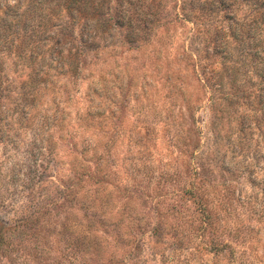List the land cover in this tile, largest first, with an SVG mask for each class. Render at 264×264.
<instances>
[{
    "label": "rangeland",
    "instance_id": "rangeland-1",
    "mask_svg": "<svg viewBox=\"0 0 264 264\" xmlns=\"http://www.w3.org/2000/svg\"><path fill=\"white\" fill-rule=\"evenodd\" d=\"M144 1L161 6L144 26L149 37L126 42L125 29L101 31L94 64L76 78L60 74L49 49L74 48L69 37L82 20L67 23L60 0H0V47L27 45L26 23L42 30L38 62L28 61L11 89L29 74L32 82L51 78L55 97L44 95L43 105L64 117L62 128L51 121L0 131V264H111L109 256L124 264H264V0ZM95 80L110 89L93 98ZM87 107L103 112L94 115L100 124H86ZM189 188L218 211L220 241H233L237 262L201 230V202ZM231 193L236 207L227 216L218 202L230 205ZM102 199L95 206L111 225L89 208ZM79 220L102 238L103 255L63 243L64 223ZM235 226L250 237L233 240Z\"/></svg>",
    "mask_w": 264,
    "mask_h": 264
},
{
    "label": "trees",
    "instance_id": "trees-1",
    "mask_svg": "<svg viewBox=\"0 0 264 264\" xmlns=\"http://www.w3.org/2000/svg\"><path fill=\"white\" fill-rule=\"evenodd\" d=\"M60 1L61 2L59 3V5H63L64 9L69 12V21L67 23H72V25L74 26L73 22L75 23L77 20H82V24L77 35H70L69 39L71 42H74L75 47L69 48L67 50V54H63L62 52L63 42L60 44V46L57 42H55V46L51 47L49 49V52L52 55V60L55 63L54 67L58 69L60 74H66L68 76L76 78L78 77L76 76L77 74H85L86 71H84V69L94 64L92 61L95 59V57L98 56L97 54L99 50L97 37L98 35H100L101 31L104 30L106 32L109 30V28L125 29V41L134 42L137 37H149V31H145L144 29V26H146L145 24L147 22H154L158 20L161 15L160 4H150L151 6H148L144 5V0H142L141 2H131V0H115L112 2H108V0L107 2L106 0ZM103 3L108 4V6H106V10H101ZM111 10H114V13H110ZM24 23L26 22L24 21ZM66 27L67 26L63 25L60 30ZM23 30L24 32L22 33V35H27V45L23 44L18 49L17 45H15V47L13 48H15V50L17 49V51H15L14 53L12 51L5 50L4 47H0V131H2L3 129L10 130L14 123L19 124L20 126H26L33 125L34 122L35 126L48 128L52 124L51 121H55L57 126L62 128L64 117L61 114L58 115V111H50L49 108L51 106H49L48 108L47 106L45 107L43 105L44 95L51 94V97H55V95L52 94L53 80L51 78H46L44 81L36 80L32 82L33 78L29 74V77L31 78L30 81H20L15 86V89H11L13 83L18 79V77L20 79V76L25 71L24 69L27 67L28 61H34L36 59L38 62V53L35 50H37V44L39 43V36L37 35H39L42 30L39 28L30 29L28 28L27 23L26 25H23ZM62 39H64V37H61V40ZM137 41H142V38L137 39ZM7 48H9L8 45ZM9 56H11L10 59L14 61H12V63H9L8 65H3V61L10 60L8 58ZM16 61H20L22 65H19V63H17ZM9 72L14 73L15 75L9 77ZM27 85L29 86L26 87ZM63 85H65V83ZM88 89V92L91 91L93 93V98H95L96 95H100L97 93L99 89L109 90L110 87L108 85L99 86L98 82L95 80L93 82L90 81ZM9 92H11V94L13 95H16V102H9L11 100V95L8 94ZM106 98L108 99L109 96H107ZM92 103L93 106H99V102L96 103L95 100L91 99V104ZM57 104L58 103H56V105ZM95 114H97V116H101L103 112L99 111L98 109L93 111L90 107H87V112L85 113V115L91 119L90 121H86V124L89 127H94V124L101 123V121L94 123ZM39 115L40 118L36 119ZM48 147V152L51 153L53 147H51V145H49ZM200 155L196 154L195 157L197 158ZM104 163H106L105 160H103V165ZM95 166L99 169L102 167L100 161H97V164ZM102 190L103 192L100 194V196H108L106 195V193H104V189ZM184 192L189 194L193 198L195 195L196 199L201 202L200 212L202 211V222L200 224V227L203 232L207 231L208 234H211L212 246L216 247V250H225L228 248V251L233 253V241L224 239L223 242L220 241L221 235L218 230L221 223H219L220 221L218 220V218H220L218 211H215L212 209V207L208 206L207 201L205 200V198H203L201 193H196L192 188L185 189ZM231 195V199L228 202L230 203V205L227 206L225 204L227 202L224 201L218 202L219 205L222 206L221 209L225 211L227 216H231L233 210L236 207V205L232 203L236 199V197L233 196L232 193ZM102 197L97 198V201H100ZM236 201L240 206L244 205L242 202H240V200L237 199ZM105 204L106 199H102V202H96V204L94 205H89V208L91 212L94 210V215H98L99 219L97 221H99V224L111 225V223L107 222L105 216L102 217L100 215L99 211H97L96 208V206H104ZM82 206H84V203L82 204ZM230 209H232V211ZM103 212H105V210H103ZM74 216L75 214L71 217ZM91 220L89 221V219L87 218V222L89 221L87 225L90 229L94 227L93 223H91ZM78 222H74L75 224L73 223V221L64 223L60 237L63 243L65 241L64 244H67V246H71L74 249L79 248V251H82L86 254L94 252L99 255H103L104 251L102 250V238L95 233L92 235L89 232V228H87V226L85 227L84 225L80 224V222L83 221L79 220ZM73 225H76L77 227H73ZM217 227L218 230L216 229ZM229 233L232 234V238H234L233 240L241 238L243 241H245L246 238L250 237L249 234H247L248 230H242V228L238 226L231 228ZM118 234V236H120L119 238L124 241L123 234L119 231ZM2 238L3 235L1 234L0 241L2 240ZM129 241L130 238L126 240V244H129ZM232 256L235 257V260L237 262L236 254L233 253ZM112 257L114 258V255H112ZM108 261L111 264H124V261H126V259L122 257V259L117 258V260L114 261L112 260L111 256H109Z\"/></svg>",
    "mask_w": 264,
    "mask_h": 264
}]
</instances>
